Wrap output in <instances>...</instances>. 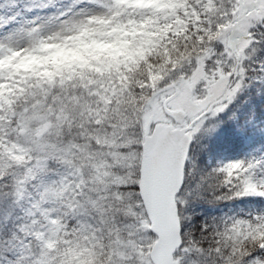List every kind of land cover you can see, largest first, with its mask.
I'll list each match as a JSON object with an SVG mask.
<instances>
[{"label": "snow or ice", "instance_id": "6c2138e0", "mask_svg": "<svg viewBox=\"0 0 264 264\" xmlns=\"http://www.w3.org/2000/svg\"><path fill=\"white\" fill-rule=\"evenodd\" d=\"M184 9L180 52L149 57L155 78L144 68L123 85L0 101V264H71L61 253L73 248H90L92 264H264V211L208 222L193 210L264 200L253 163H204L220 117L251 78L264 81V0H186ZM46 43L0 47V60Z\"/></svg>", "mask_w": 264, "mask_h": 264}, {"label": "trees", "instance_id": "16d2710c", "mask_svg": "<svg viewBox=\"0 0 264 264\" xmlns=\"http://www.w3.org/2000/svg\"><path fill=\"white\" fill-rule=\"evenodd\" d=\"M6 1H13L18 6V12L23 11L33 0H0V13H6L9 9L10 5L5 4ZM52 1L43 0V4L48 7ZM185 2L186 0H142L144 8H135L133 12L126 10L123 15L116 17L111 26H105L103 31L84 33L78 39H70L61 44L47 42L35 52L27 55L16 52L7 59L0 60V78L9 82L0 84V101L18 98L25 91L30 94L45 93L63 85L88 87L97 85L98 81L101 88L113 82L123 85L130 82L129 77L136 76L144 68L149 70L148 75L151 77V69L156 65L149 63V57L155 60L163 56L172 62L174 54L180 52L179 44L182 41L179 37L186 31L187 24L180 20L177 13L185 10ZM149 13L153 14V19L150 25H145L143 21ZM110 94H116V89L113 88ZM257 110L259 113L262 111L261 108ZM261 119L254 123L253 130L248 131L249 137L260 130ZM263 142L264 136L252 145V149L241 155L234 152V157L211 168L232 161H242L256 165L254 171L257 178L264 176V161L254 156L256 147ZM253 209H256V214L264 211V200L248 196L215 203L204 201L198 202L193 210L197 220L212 222L248 218L252 213H246Z\"/></svg>", "mask_w": 264, "mask_h": 264}, {"label": "rangeland", "instance_id": "374dc122", "mask_svg": "<svg viewBox=\"0 0 264 264\" xmlns=\"http://www.w3.org/2000/svg\"><path fill=\"white\" fill-rule=\"evenodd\" d=\"M1 4L3 5V2ZM5 4H9L10 7L6 13L3 11L0 13V47L31 48L41 39L61 44L70 39H78L84 33L103 31L105 26L112 25L116 17L123 15L126 10L130 9L133 12V9L141 8L142 0H117V6L110 14L92 4L83 3V0H53L48 7L44 6L43 0H33L23 11L18 12H16L18 6L13 1H6ZM92 13L94 19L90 21L82 19L83 16ZM151 19L153 14H147L143 24L150 25ZM158 75L159 73H156L151 77L155 78ZM98 84L100 85L99 81ZM262 106L264 81L257 84L253 77L245 84L228 112L220 117L225 123L215 135L212 153L204 162L208 168L222 164L232 150H237L238 154L244 153L252 145L253 140L264 136V122L261 124L260 132L253 137L249 138L246 134L247 131L253 130L255 126L253 123L264 115ZM257 108H261V113ZM228 116H232V119L228 120ZM256 154L261 155V160H264V142L257 148ZM248 212L254 214L256 211L253 209ZM91 251L90 248H73L61 255L71 261V264H92L94 257H89Z\"/></svg>", "mask_w": 264, "mask_h": 264}]
</instances>
